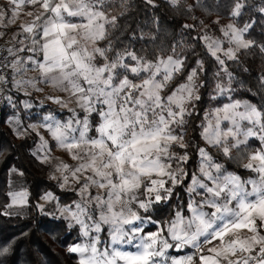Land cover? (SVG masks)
Masks as SVG:
<instances>
[{
    "label": "rangeland",
    "instance_id": "374dc122",
    "mask_svg": "<svg viewBox=\"0 0 264 264\" xmlns=\"http://www.w3.org/2000/svg\"><path fill=\"white\" fill-rule=\"evenodd\" d=\"M99 4L0 0V42L18 37L19 58L11 63L13 78L5 92V127L15 141L36 136L33 155L48 167L51 181L75 195L62 204L48 191L39 209L79 232L82 240L70 250L81 264H219L223 257L241 264L258 252L256 245L264 238L259 111L247 101H232L206 114L205 146L199 153V173L188 188V209L156 222L148 213L186 177L183 163L188 157L178 153L186 148L181 126L197 99L199 72L193 70L186 83L169 92L181 59L150 62L128 52L115 63L108 61L98 46L109 21ZM45 8L52 13H42ZM239 13L240 6L232 19H215L216 27L208 24L202 30L204 43L223 67L252 44L245 36L248 28L236 24ZM38 16L41 26L33 33L30 21ZM40 34L39 41L46 44L43 59L36 47ZM118 70L136 79L119 77ZM46 107L52 112L40 113L34 121L22 116L23 109ZM97 113L100 123L91 136ZM254 138L262 147L246 161L253 173L246 179L226 171L207 151L223 146L228 153ZM9 196L6 213L25 215L29 192L15 168L9 170Z\"/></svg>",
    "mask_w": 264,
    "mask_h": 264
},
{
    "label": "trees",
    "instance_id": "16d2710c",
    "mask_svg": "<svg viewBox=\"0 0 264 264\" xmlns=\"http://www.w3.org/2000/svg\"><path fill=\"white\" fill-rule=\"evenodd\" d=\"M238 6L240 13L235 18L236 24L248 28L245 36L252 44L223 67L204 43L202 30L205 25L216 27L232 19ZM98 8L109 19L104 36L98 41L108 61L115 63L128 52L150 62L167 57L181 59V69L167 87L169 92L186 83L193 70L199 72L197 99L190 103L189 113L181 126L186 148L177 150L188 157L183 163L186 177L174 187L169 198L155 203L148 213L156 222L164 223L173 218L175 212L188 209L192 196L188 188L199 173V153L205 146V116L210 110L232 101H247L259 111L264 132V0H179L178 4L166 0H100ZM5 44L0 42V46ZM117 74L136 79L129 72L118 70ZM52 110L51 107L23 109L22 116L27 122L34 121L40 113ZM6 111L5 103L0 109V264H81L79 256L70 250L72 245L81 242L79 232L65 219L43 213L38 205L48 191L62 204L73 201L75 195L61 190L51 181L48 167L33 155L36 136L14 140L5 127ZM91 121V136H95L99 113ZM261 147V141L254 138L228 153L223 146L207 151L226 171L246 179L253 173L245 163ZM11 168L22 172L29 192L25 215L6 213L10 204Z\"/></svg>",
    "mask_w": 264,
    "mask_h": 264
},
{
    "label": "built area",
    "instance_id": "2783aa9c",
    "mask_svg": "<svg viewBox=\"0 0 264 264\" xmlns=\"http://www.w3.org/2000/svg\"><path fill=\"white\" fill-rule=\"evenodd\" d=\"M49 4V2H46ZM50 10V9H49ZM10 49L7 45L0 46V107L4 104L5 92L13 78V66L10 62ZM264 262V246L250 258L241 259V264H260ZM219 264H238L231 257H223ZM240 264V263H239Z\"/></svg>",
    "mask_w": 264,
    "mask_h": 264
},
{
    "label": "crops",
    "instance_id": "0c3cea01",
    "mask_svg": "<svg viewBox=\"0 0 264 264\" xmlns=\"http://www.w3.org/2000/svg\"><path fill=\"white\" fill-rule=\"evenodd\" d=\"M45 12H42V13H48L49 14V12L50 13H52V11L51 10H49V9H46L45 8V10H44ZM41 12V11H40ZM33 19V18H32ZM31 19V20H32ZM30 20V19H29ZM41 18L38 16L37 18H34L33 19V22L32 21H30V24H31V26H33L34 28H32V30L33 31H31V32H33V33H35L36 31H39L38 29H40V26H41ZM41 33V32H40ZM41 35V34H40ZM7 37V36H6ZM41 37H42V35L41 36H39V39H38V42H37V50L39 49L40 50V52L39 53H41L40 55H41V57H42V59L44 58V55L43 54H45V40L43 41V43H44V45H42L41 43V41H39L40 39H41ZM8 38V41H9V43H8V45H9V48H10V62L12 63V62H17L18 61V57H16V53H17V50L15 49V45H16V41H18V37H17V39H16V37L14 36V38L13 37H11V36H8L7 37ZM15 50H16V52H15ZM264 236V235H263ZM257 249H256V251H259L263 246H264V238L261 240V241H259L258 243H257ZM204 264H206V263H204Z\"/></svg>",
    "mask_w": 264,
    "mask_h": 264
}]
</instances>
